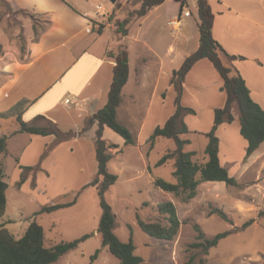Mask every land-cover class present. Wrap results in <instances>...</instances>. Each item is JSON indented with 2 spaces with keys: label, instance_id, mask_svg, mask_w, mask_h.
I'll list each match as a JSON object with an SVG mask.
<instances>
[{
  "label": "crops",
  "instance_id": "crops-1",
  "mask_svg": "<svg viewBox=\"0 0 264 264\" xmlns=\"http://www.w3.org/2000/svg\"><path fill=\"white\" fill-rule=\"evenodd\" d=\"M120 2L121 5L117 6L110 0H0V12L3 8L25 10L31 18L35 15L46 24L38 38L30 43L31 58L22 68L35 65L46 56L53 58L49 63L52 67H66L60 69L52 85L43 88L26 105L21 116L24 121L32 123L38 115H43L62 130L72 129V135L58 140L55 134L19 132L20 137L26 136L25 143L21 150L17 148L15 175L9 183L17 190L33 194L43 206L71 201L73 195L70 198L61 196L69 190L90 185L97 174L95 139L99 125L88 120L108 100L115 66V58L109 52H116L123 45L128 49L129 77L122 90L123 99L117 114L119 121L132 130L136 139L135 144H126L122 136L105 126L103 137L119 145L112 151L109 164L129 145H146L148 158L159 139L167 138L158 137L151 147L149 139L155 128L163 126L176 111L178 91L172 80L173 72L199 46L197 0H165L147 14L133 17L126 24V34L120 31L113 34L111 26L115 25L109 22L99 34L94 29V20L103 22L105 14L114 12L116 20L128 16L124 14V8L131 0ZM209 2L215 15L213 35L228 54L236 56L222 54L224 62L232 67L233 74L244 77L252 98L264 108V0ZM140 5L138 1L131 9H139ZM30 23L38 34L35 22ZM134 23L138 28L132 35L130 27ZM5 31L0 25V34ZM108 32L115 40L102 41L101 37ZM4 43L0 38L1 49L6 48ZM132 46L136 55L140 54L134 63L130 56ZM1 54L0 64L7 56ZM181 84V103L194 110L184 116L189 128L186 134L200 133L207 137L206 133L214 125L215 110L226 104L223 79L212 61L202 58L192 66ZM216 134L220 139V161L232 176L236 178L239 174L243 177L255 165H258L257 172L264 171L261 161L264 155L260 153L264 142L246 157L248 141L240 132L237 114L232 122L221 123ZM37 163L46 170L32 167L31 171H37L35 176L32 172L26 174L29 170L24 168ZM144 167L150 173L155 191L168 196L169 192L154 185L156 177L151 172L149 159H144ZM22 176L25 177L23 182ZM237 182L239 184L238 179Z\"/></svg>",
  "mask_w": 264,
  "mask_h": 264
},
{
  "label": "rangeland",
  "instance_id": "rangeland-1",
  "mask_svg": "<svg viewBox=\"0 0 264 264\" xmlns=\"http://www.w3.org/2000/svg\"><path fill=\"white\" fill-rule=\"evenodd\" d=\"M138 1L131 0L126 4L124 14L128 15L136 10H132L131 7ZM115 4L121 5L120 0ZM3 9L0 12V25L7 31L0 34L6 46L5 49H1V55L6 53L7 56L0 64V136H7L8 153L0 155V159L4 164L6 180L10 183L15 175L13 168L18 158V150L23 147L26 137L25 135L20 137L21 125L18 115L35 96L42 92L43 88L52 85L60 74V69L66 67H52L49 63L53 58L46 56L37 64L23 69V65L31 58L30 43L38 38L46 24L40 17L34 15L31 18L30 13L25 10ZM105 16L103 22L94 20L96 29L103 23L105 27L108 22L114 23L115 26H111L114 34L126 27V25L120 27L119 23L122 20H116L115 12ZM30 22H35L38 34L32 29ZM137 28L136 23L131 25L132 35L136 34ZM113 34L106 33L101 37L102 41L108 39L113 41ZM139 55H136L132 46L131 62H136ZM38 123L45 122L41 120ZM62 131L68 132L72 129ZM112 132L119 135L113 130ZM181 137L189 140L184 148L186 151L197 152L194 160L201 163L207 159L205 148L208 138L205 135L192 133ZM175 147L173 139L160 138L147 158L146 145L142 147L129 145L109 164L110 170L118 175L117 181L106 192V200L117 215L114 229L117 236L122 241L133 239L135 253L143 258L142 264H200L201 259H204L203 264H264V171L257 172L258 165H255L243 177L238 174L237 186L222 181L202 182L198 187L197 197L185 202L181 196L172 193L164 196L159 190L155 191L149 178L150 173L144 170V159H149L152 165L151 172L155 177L176 182L173 175L174 159L168 160L161 166L155 164L168 149ZM260 153L264 155V144ZM45 156H41L42 159ZM261 161L264 163V156ZM31 167L46 170L45 167L40 168V163ZM28 170L26 174L32 172L35 176L37 171ZM95 176L96 174L93 178ZM34 183L32 179V184ZM74 190H69L61 196L70 198V195H73L71 199L75 200L73 205L37 214L43 206L37 198L10 185L7 189L8 207L6 214L0 219V226L6 223L5 226L16 237H20L29 224L36 220L44 227L47 246L74 240L86 234L90 235L76 248L51 264H119V259L108 247L102 245L101 235L97 232L102 214L97 186L88 185L83 189ZM166 198L174 202L182 221L178 234L172 240L155 238L146 233L138 223V217L146 221L158 220L167 223V219L159 213L157 206ZM217 208L222 209L226 217L215 212ZM250 220L253 222L244 226ZM195 223L201 226L208 237L222 232L228 234L221 238L208 254H205L201 248L192 246L197 241ZM97 250H99L98 255L93 258Z\"/></svg>",
  "mask_w": 264,
  "mask_h": 264
},
{
  "label": "trees",
  "instance_id": "trees-1",
  "mask_svg": "<svg viewBox=\"0 0 264 264\" xmlns=\"http://www.w3.org/2000/svg\"><path fill=\"white\" fill-rule=\"evenodd\" d=\"M141 5L139 9L131 11L128 16L120 21L119 25H126L133 17H141L156 5L163 3L165 0H139ZM198 16H199V32L200 40L196 51L190 54L182 63L178 70L173 72V82L176 85L178 94L176 97V111L172 114L163 126H157L150 136V144L153 147L158 137L172 138L176 147L169 149L156 163L157 166L165 164L168 160L174 159L173 175L176 182H170L161 177L154 179V185L175 196H181L182 200L187 202L195 198L198 194V186L205 181H222L228 185H238L237 179L232 176L228 169L222 165L219 157L220 139L216 134V130L221 123L232 122L235 114L238 115L240 121V132L248 141L246 157L256 151L264 142V108L256 102L251 94L246 80L241 74H233L232 67L227 65L223 60L226 54L232 58L236 56L228 54L219 41L213 35L214 12L209 0H197ZM111 20V17H110ZM95 24V21H93ZM105 25L101 24L97 29L103 32ZM123 34L127 33V29H119ZM2 45L0 44V53ZM109 55L115 58V66L113 72L112 83L108 92V100L106 104L98 109L88 120L89 123L98 122L96 131V160L97 174L91 181L90 185L97 186L100 197V205L102 214L97 232L101 235L102 245L108 247L109 250L119 259V264H142L143 258L135 253V244L132 238L129 241H122L115 233V225L117 215L111 204L106 200V192L113 185L118 175L109 169V162L113 158L112 149L119 147L118 144L108 142L103 137L105 126L111 128L114 132L125 139L126 144H135L136 139L131 130L118 119V107L122 102V90L129 77V53L125 45L121 46L116 52H109ZM208 58L223 79V90L227 94V100L224 107L215 110L214 125L212 129L206 133L208 143L205 148L207 160L197 162L194 160L195 151H186L185 145L189 143L188 139L181 137L182 134L189 132V128L184 120V116L194 113V110L185 107L181 103L182 84L181 81L192 68V66L200 59ZM177 78L180 80L178 81ZM20 122L19 132H28L34 134L48 135L55 134L58 140L68 139L72 134L71 131L64 132L43 115H38L35 121L28 123L22 119L21 114L18 115ZM44 121V124L38 121ZM84 131V130H83ZM81 131V133L83 132ZM7 136H0V155L6 154ZM24 169H32L25 167ZM25 177L22 176L21 182ZM20 182V183H21ZM9 182L6 180L4 164L0 159V219L4 217L8 198L7 189ZM75 200L66 203H58L54 205L43 206L37 213L52 212L59 208L71 206ZM158 211L167 219V223L161 221H146L138 217L140 227L149 235L163 240H172L178 234L182 224L178 216L177 208L173 201L166 200L158 205ZM215 212L226 217L225 212L217 208ZM250 220L244 224H251ZM197 231V241L192 246L201 248L208 254L209 250L216 246L219 240L228 233H218L213 237H208L197 223L194 225ZM90 235L86 234L80 238L62 241L47 246L45 243L44 227L33 220L21 237H16L4 224L0 226V264H51L56 262L61 256L76 248L80 242L86 240ZM99 250L93 258L98 255ZM192 261V259H191ZM204 263L201 259L200 264Z\"/></svg>",
  "mask_w": 264,
  "mask_h": 264
},
{
  "label": "water",
  "instance_id": "water-1",
  "mask_svg": "<svg viewBox=\"0 0 264 264\" xmlns=\"http://www.w3.org/2000/svg\"><path fill=\"white\" fill-rule=\"evenodd\" d=\"M111 2L115 3L117 0H110Z\"/></svg>",
  "mask_w": 264,
  "mask_h": 264
},
{
  "label": "built area",
  "instance_id": "built-area-1",
  "mask_svg": "<svg viewBox=\"0 0 264 264\" xmlns=\"http://www.w3.org/2000/svg\"><path fill=\"white\" fill-rule=\"evenodd\" d=\"M186 13H189L188 11Z\"/></svg>",
  "mask_w": 264,
  "mask_h": 264
}]
</instances>
